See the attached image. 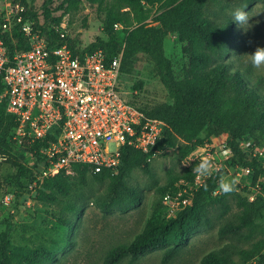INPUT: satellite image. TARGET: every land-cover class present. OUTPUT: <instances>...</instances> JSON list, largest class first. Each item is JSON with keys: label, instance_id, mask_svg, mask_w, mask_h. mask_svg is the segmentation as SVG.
Here are the masks:
<instances>
[{"label": "trees", "instance_id": "trees-1", "mask_svg": "<svg viewBox=\"0 0 264 264\" xmlns=\"http://www.w3.org/2000/svg\"><path fill=\"white\" fill-rule=\"evenodd\" d=\"M93 1H99L104 6L101 11L103 31L107 39L99 38L84 45L76 35L72 38V48L82 52L101 48L108 60L115 58L123 50L124 74L136 72L137 60L140 55H144L153 64L172 101L141 106L149 116L159 118L169 125L164 137L150 153L125 146L117 171L103 170L94 173L88 167L73 165L75 177L81 182H85L88 174L98 182L109 180V208L136 206L140 204L141 194L127 184L132 171L140 168L150 174L151 156L158 149L176 146L177 139L182 140L179 145L182 156L190 155L206 143L202 136V133H206V136H225L226 146L232 150L229 167L235 169L237 166H247L252 170V183L260 181L264 177V156H254L243 151L240 140L250 139L253 140L251 148H264V84L252 80L242 69L232 67L226 61L233 42L238 37L233 21L229 19L215 22L209 19L206 16V4L210 0H119V4L109 0ZM243 1L247 4L260 2L264 5V0ZM21 2L30 7L26 0ZM68 2L75 0H63L61 5ZM146 4H161V11L152 18V23L156 24L146 21L150 16L145 8ZM29 14L36 20V28L48 38L54 37V42L59 40L58 26L43 23L32 7ZM117 23L123 25L122 31L115 30ZM1 24L0 20V36L5 39L12 52L15 48H27V38L20 30L10 34L3 31ZM171 34H176L183 43V51L188 57V63L179 76L165 52V39ZM14 40H17L16 44L13 43ZM134 86L141 88L142 83ZM2 90L0 80V91ZM16 126V117L7 111V98L0 99V146L8 154L7 160L0 162V169L5 163L16 168L11 181L0 175V193L15 191L20 196L27 181L30 182L39 172L43 143L37 141L26 145L23 150L18 149L5 133ZM17 150L29 151L36 156L34 168L20 163L16 156ZM226 173L225 168L215 171L196 192L193 203L171 219L163 216L162 207L163 195L171 184L168 185L144 229L129 244L118 245L109 250L104 264H117L127 255L136 258L156 248H165L164 261L173 259L192 235L211 225L208 216L210 207L219 205L224 212L229 211L227 196L235 190L224 193L219 188V180ZM72 175L61 172L46 178L42 187L37 190V199L41 202H55L59 195H69ZM193 175L192 169L186 168L182 174L172 177L171 183L180 177L191 179ZM244 191H247L245 195H238L240 211L237 219L222 225L219 235H243L245 238L253 235L257 226L255 220L264 208V197L258 195L255 201L250 202L248 194L251 190L246 188ZM13 230L14 223L12 219H8L5 230L0 231V264H45L47 260L54 258L46 249L29 251L13 247ZM237 252L244 263L254 260V264H264V239L257 241L250 249L239 248ZM198 264H234V260L229 254V248L221 247L206 253Z\"/></svg>", "mask_w": 264, "mask_h": 264}, {"label": "rangeland", "instance_id": "rangeland-1", "mask_svg": "<svg viewBox=\"0 0 264 264\" xmlns=\"http://www.w3.org/2000/svg\"><path fill=\"white\" fill-rule=\"evenodd\" d=\"M62 1L26 0V3L38 13L43 23L58 28L66 25L70 36L73 38L78 35L84 45L99 38L107 39L102 22L101 10L104 6L99 1L75 0L64 6L61 5ZM109 1L119 4V0ZM145 8L150 14L146 21L152 23V18L161 11L162 6L146 4ZM237 8L248 12L250 24L245 30L233 22L238 37L233 42L226 61L232 67L242 69L252 80L264 84V68H254L248 56L258 47H264V5L260 2L247 4L243 0H210L206 4V16L215 22L232 20L231 12ZM165 52L176 74L181 75L188 63V57L176 34L166 37ZM139 82L142 83L141 88H135L134 85ZM122 83L126 96L141 106H154L172 101L153 64L144 55H140L137 60L136 72L122 75ZM202 136L206 139L204 145L208 144L217 152L224 149L225 136H206V133H202ZM181 143L182 140L177 139L176 146L156 150L151 156L150 174L140 168L132 171L127 184L141 194L140 204L136 206L124 209L109 208V180L98 182L91 174L86 176L85 182L77 179L75 174L72 175L69 195H59L55 202H41L37 199L38 189L30 186L33 178L30 182L27 181L20 196L15 191L0 193V231L5 230L6 221L12 219V246L29 251H50L54 258L47 260L45 264H104L109 250L118 245L129 244L144 229L154 208L160 202L164 189L176 182L180 184L186 177L177 178L172 183L171 178L182 174L186 168L193 169L197 164L191 161L190 157L196 159L198 153L194 151L196 156L183 157L179 149ZM16 156L20 163L34 168L36 156L33 153L17 150ZM230 159L227 160L228 167ZM226 170L227 173L223 177L237 181L235 191L227 196L230 206L228 212H224L219 205L210 207L208 216L211 225L192 235L169 261L163 260L165 248H156L136 258L127 255L117 264H198L206 253L221 247L229 248L234 264H254V260L242 262L237 249H250L257 241L264 239V208L255 220L257 226L251 237L219 235L222 225L237 219L240 211L238 195H245L247 191L244 189L254 185L251 174L238 175L231 167ZM15 172L16 168L8 163L3 164L0 169V175L9 181ZM259 182L264 197V177ZM162 207L163 216L171 219L165 213L163 198Z\"/></svg>", "mask_w": 264, "mask_h": 264}, {"label": "built area", "instance_id": "built-area-1", "mask_svg": "<svg viewBox=\"0 0 264 264\" xmlns=\"http://www.w3.org/2000/svg\"><path fill=\"white\" fill-rule=\"evenodd\" d=\"M29 9L19 0L0 2L3 31L12 34L20 30L27 38L26 49L12 52L0 36V99L7 98V111L16 117L17 126L5 131L11 143L21 150L37 141L43 143L39 172L30 186L41 188L46 178L61 172L75 174L73 165L88 167L94 173L117 171L125 146L150 153L169 125L149 116L126 96L123 50L111 60L101 48L78 51L71 46L66 25L58 29L60 38L54 42V37L48 38L36 28ZM115 30L122 31L123 25L115 24ZM252 144L253 140H240L243 151L264 156V148H251ZM223 147L217 152L206 144L202 153L190 160L198 163L207 158L214 172L229 169L227 160L232 150L226 143ZM190 155L194 156V151ZM7 158L0 146V162ZM233 170L241 176L252 173L247 166ZM208 178L197 179L194 174L191 179L170 185L163 195L166 215L174 218L191 205ZM248 188L250 201L262 195L259 181Z\"/></svg>", "mask_w": 264, "mask_h": 264}, {"label": "clouds", "instance_id": "clouds-1", "mask_svg": "<svg viewBox=\"0 0 264 264\" xmlns=\"http://www.w3.org/2000/svg\"><path fill=\"white\" fill-rule=\"evenodd\" d=\"M232 21L235 22L238 27L246 30V26L249 25V15L245 9L237 8L231 12ZM249 61L254 68H264V47H258L253 53L248 54ZM214 165L209 159L203 158L193 167L192 172L196 175L197 179L208 178L212 176L214 172ZM235 179H229L221 177L219 180V188L224 193H230L234 190Z\"/></svg>", "mask_w": 264, "mask_h": 264}, {"label": "crops", "instance_id": "crops-1", "mask_svg": "<svg viewBox=\"0 0 264 264\" xmlns=\"http://www.w3.org/2000/svg\"><path fill=\"white\" fill-rule=\"evenodd\" d=\"M205 145H203V146H201V147H198L196 150H195V152L196 153H202V150H203V147H204Z\"/></svg>", "mask_w": 264, "mask_h": 264}]
</instances>
